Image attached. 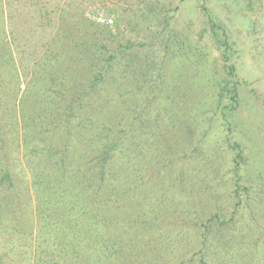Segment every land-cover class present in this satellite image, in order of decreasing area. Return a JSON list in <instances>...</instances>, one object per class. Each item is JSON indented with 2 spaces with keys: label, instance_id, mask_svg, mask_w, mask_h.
<instances>
[{
  "label": "rangeland",
  "instance_id": "obj_1",
  "mask_svg": "<svg viewBox=\"0 0 264 264\" xmlns=\"http://www.w3.org/2000/svg\"><path fill=\"white\" fill-rule=\"evenodd\" d=\"M52 40L79 59L105 55L115 65L119 104L152 117L145 150L137 141L133 154L144 192L136 206L161 215L171 203L161 225L188 222L195 230L176 240L180 261L199 251L195 218L219 213L229 221L210 223L204 252L213 264H264V0H0V65L26 75ZM78 44L82 52L74 53ZM235 147L243 158L237 176ZM170 185H182L192 203L204 198L200 191L216 202L185 218L186 198ZM147 209L127 222L144 221Z\"/></svg>",
  "mask_w": 264,
  "mask_h": 264
},
{
  "label": "trees",
  "instance_id": "obj_2",
  "mask_svg": "<svg viewBox=\"0 0 264 264\" xmlns=\"http://www.w3.org/2000/svg\"><path fill=\"white\" fill-rule=\"evenodd\" d=\"M81 48L73 46L74 53ZM104 57L79 59L65 47L57 50L52 40L43 45L30 73L22 70V81L16 68L0 65V264H185L176 240L195 230L188 222L161 225L160 216L169 215L171 203L161 215H154L147 204L136 206L144 192L137 178L141 165L133 166V154L140 147L137 141L145 150L152 117L119 104L111 86L117 80L115 65ZM229 94L234 103L235 91ZM235 151L236 175L243 158L238 147ZM170 186L171 194L186 198L181 211L185 218L190 208L200 213V205L216 202L200 191L197 195L204 198L192 203L182 185ZM143 207L149 210L144 221L133 216L128 223L127 216ZM221 217L214 213L195 218L202 241L188 264L214 263L204 252L205 242L214 219L229 221ZM160 229L164 233L151 235Z\"/></svg>",
  "mask_w": 264,
  "mask_h": 264
}]
</instances>
